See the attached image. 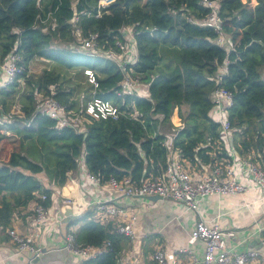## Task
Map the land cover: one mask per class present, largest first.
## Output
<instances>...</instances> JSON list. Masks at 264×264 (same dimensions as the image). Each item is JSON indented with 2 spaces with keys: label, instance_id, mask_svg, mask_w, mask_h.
I'll use <instances>...</instances> for the list:
<instances>
[{
  "label": "trees",
  "instance_id": "1",
  "mask_svg": "<svg viewBox=\"0 0 264 264\" xmlns=\"http://www.w3.org/2000/svg\"><path fill=\"white\" fill-rule=\"evenodd\" d=\"M214 1L222 31L233 44L229 53L216 44L218 34L201 25L209 9L200 0H115L98 18L97 0H0V62L11 51L22 58L21 73L7 90H0V130L12 135L0 134L1 230L9 228L17 211L40 202V195L46 196L42 205L50 207L52 190L42 185V178L62 187L78 160L100 183L129 178L139 185L158 175L166 168V126L173 149L191 164L225 157L218 149L219 123L212 109V92L218 87L232 94L227 120L235 129V148L241 155L253 151L264 161V0ZM76 13L82 37L96 34L103 50H116L119 30L133 28L138 61L132 77L142 88L147 86L146 97V90L119 95L123 75L112 61L69 47V21ZM58 43L64 48L54 46ZM35 58L54 68L30 75L28 66ZM225 61L227 73L217 82ZM62 69L83 75L91 71L97 86L88 84L91 94L79 100L81 83L67 81ZM16 95L21 114L6 121ZM38 96L79 114L78 129L59 127L37 112ZM94 99L111 103L116 118L85 114ZM91 216L90 211L69 222L81 223L74 233L76 243L108 245L95 259L80 264H120L128 238L117 233L113 220L101 224Z\"/></svg>",
  "mask_w": 264,
  "mask_h": 264
},
{
  "label": "built area",
  "instance_id": "2",
  "mask_svg": "<svg viewBox=\"0 0 264 264\" xmlns=\"http://www.w3.org/2000/svg\"><path fill=\"white\" fill-rule=\"evenodd\" d=\"M115 0H97L95 17L98 18L102 14V10H106ZM203 7L209 9L203 26L212 28L218 36L216 44L229 53V49H233V44L222 31V20L219 17L218 8L214 0H200ZM191 21V19H188ZM73 29V34L78 35L81 32L78 26L77 13L69 21ZM131 26H125L119 30L120 39L116 41L114 49L103 50L97 46V35L89 34L82 37L83 41L78 44L77 49L89 52L101 53L104 57L112 61L122 73L123 78L120 82L121 90L119 95H131L135 93V86L141 85L137 79L129 80L127 75L132 76L133 66L138 61L137 45ZM82 36V34H81ZM21 56L11 51L0 62V90H7L8 86L13 83L18 74L21 73L22 65ZM227 62L220 67L226 70ZM88 80L95 87L96 81L91 71H85ZM222 75L218 76L219 82ZM41 97V96H40ZM213 115L215 121L219 123V139L221 145L218 149L224 151L225 157L216 158L215 161L203 164L198 159L195 165L188 160L182 158L178 151L172 149V136H166L165 147L167 149V161L164 171L156 176L144 179L139 185L133 184L129 178H124L120 181L113 178L105 182L108 186L115 189L124 197L143 198L145 196H158L161 199H169L179 202L186 209L193 211L199 217L197 206L200 199L208 196H237L246 192L260 190L264 193V161L260 155L252 151L250 154L241 155L233 144L234 128L231 127L227 120V109L232 105V94L224 88H216L212 92ZM35 110L39 113L47 115L49 118L57 121L59 127L66 125L74 129H78L79 114L73 116L72 112L67 110L65 106L58 101L48 97H41L36 102ZM19 110L6 114V118L11 120L14 115L19 116ZM85 114L94 119L116 118L117 111L109 102L99 100H91L85 107ZM263 148L261 154L264 156V131ZM220 153V152H219ZM80 160H78V164ZM82 163V162H81ZM87 179L95 183H100L99 179L86 173ZM242 177L253 183V186L242 183ZM253 189V190H252ZM40 202H34L30 212L26 216L27 234L17 233L14 230L6 229L8 236L15 245L17 254L29 252L32 254V261L41 255V249L35 244V241L40 239L41 232L49 223L50 209L42 205V201L46 199L45 195H40ZM64 204L71 211L81 210V206L75 203L74 199L65 198ZM92 211L91 218L101 224H106L114 221L117 233L122 236L132 239L135 238L133 224L136 221L133 213H130L128 207L114 206L112 203L94 202L90 204ZM71 212V213H72ZM233 238L232 230L223 231L218 224L211 226L207 225L199 217L191 231L187 245H193L197 241L203 243V252L200 258L191 254L187 247L176 248L174 250H166L158 248L153 252L152 260L156 264H178L181 256H188V260L184 264H264V252L260 251H245L238 254H230L227 248L226 239ZM38 238V239H37ZM64 248L75 255L79 256L83 261L92 260L100 253L105 251L108 243L103 246L93 247L89 245H79L75 241V236L72 231L64 233Z\"/></svg>",
  "mask_w": 264,
  "mask_h": 264
},
{
  "label": "crops",
  "instance_id": "3",
  "mask_svg": "<svg viewBox=\"0 0 264 264\" xmlns=\"http://www.w3.org/2000/svg\"><path fill=\"white\" fill-rule=\"evenodd\" d=\"M220 73L226 74V70L220 69ZM147 95L146 89L145 97ZM87 172L84 163L80 162L77 170L68 174L62 187H55L45 176L42 178V185L51 189L52 194L49 223L40 230L41 237L35 241L41 249V255L29 262L32 254H17L6 230L0 229V264H80L83 260L64 248V233H75L81 223L69 225V222L90 212V204L97 201L128 207L136 218L133 224L135 238L124 242L119 257L120 264H156L151 256L158 248L169 251L187 247L191 254L200 258L203 243L197 241L193 245H187L188 237L199 217L209 226L218 224L223 231L234 232L233 238H224L230 254L250 250L264 252V193L260 190L237 196L204 197L198 202V217L181 203L169 199L150 201L145 198L124 197L106 183H95L87 179ZM241 182L253 186L244 177ZM65 198L74 199L81 206V210L71 211L73 216L70 219L64 215L67 212ZM33 204V201L30 202L14 214L10 230L27 234L25 219ZM179 258L178 264H184L188 260V256Z\"/></svg>",
  "mask_w": 264,
  "mask_h": 264
},
{
  "label": "rangeland",
  "instance_id": "4",
  "mask_svg": "<svg viewBox=\"0 0 264 264\" xmlns=\"http://www.w3.org/2000/svg\"><path fill=\"white\" fill-rule=\"evenodd\" d=\"M81 34H82V32H79L78 35H74L73 34L72 41L69 43V47L70 48L77 49L78 44H80V42L83 41V38H82ZM54 46L63 47L64 48V46L63 45L61 46V44H59V43H58V45L55 44ZM84 51H88V50L85 49ZM52 68H54V66H52V64H50L49 62L47 63L46 61H44L42 59H39V58L33 59V61H31V63L28 66V70H29V74L30 75H40V74L43 73V71L45 69L49 70V69H52ZM58 69H60V68H58ZM61 73L65 74L67 76V78H66L67 81H72V83L75 82V81H78L79 83H81V85L79 87L80 92H79V95L77 97L79 100L81 98H83L84 95L91 94V93H89L91 91V87L88 84H92V83L89 82L88 76H85L86 75L85 73H84L85 75H83L81 72H77L75 70L66 72L63 69H62ZM127 77H128L129 80H133L134 81V79L132 78V76L130 74L127 75ZM19 83H20L19 87L21 86V89H23V87L25 86L24 82L20 81ZM143 86H144V88H142L140 85L135 86V93L137 92L140 95V90H142L144 92L147 89V87L145 85H143ZM17 95L14 98L13 107L10 109V111L8 113L15 112V111L20 109V103L17 100ZM38 99H41V97L38 96ZM15 116L16 115H14L13 117H15ZM76 116H77V114H76ZM11 120H12V118H11ZM6 121H9V120H6ZM1 122H2V117H0V124H1ZM162 132L167 133V134L169 133V135H171L170 134L171 132L169 131L168 126L164 127L162 129ZM0 134H4V135H6L8 137H12V135L10 133H8L7 131H5V130H0ZM166 136H168V135H166ZM91 195L92 194L90 193V196Z\"/></svg>",
  "mask_w": 264,
  "mask_h": 264
},
{
  "label": "water",
  "instance_id": "5",
  "mask_svg": "<svg viewBox=\"0 0 264 264\" xmlns=\"http://www.w3.org/2000/svg\"><path fill=\"white\" fill-rule=\"evenodd\" d=\"M143 198H145V199H147V200H150V201H158V200H160L161 198L160 197H158V196H145V197H143ZM66 208H67V212L66 213H64V215H65V217H68L69 219L70 218H72V213H71V209L68 207V206H66Z\"/></svg>",
  "mask_w": 264,
  "mask_h": 264
}]
</instances>
